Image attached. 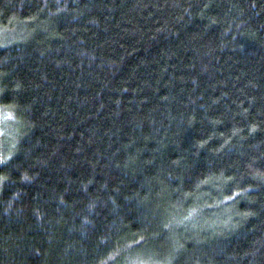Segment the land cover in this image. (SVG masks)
I'll list each match as a JSON object with an SVG mask.
<instances>
[{"label": "trees", "instance_id": "obj_1", "mask_svg": "<svg viewBox=\"0 0 264 264\" xmlns=\"http://www.w3.org/2000/svg\"><path fill=\"white\" fill-rule=\"evenodd\" d=\"M142 259L264 264V0H0V264Z\"/></svg>", "mask_w": 264, "mask_h": 264}, {"label": "rangeland", "instance_id": "obj_2", "mask_svg": "<svg viewBox=\"0 0 264 264\" xmlns=\"http://www.w3.org/2000/svg\"><path fill=\"white\" fill-rule=\"evenodd\" d=\"M2 121H5V117L4 115L1 118ZM126 264H155L154 262L148 261V260H134L133 262L130 260L129 262H127Z\"/></svg>", "mask_w": 264, "mask_h": 264}]
</instances>
